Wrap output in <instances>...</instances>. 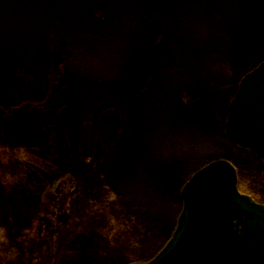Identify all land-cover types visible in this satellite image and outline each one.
<instances>
[{"label": "rangeland", "instance_id": "rangeland-1", "mask_svg": "<svg viewBox=\"0 0 264 264\" xmlns=\"http://www.w3.org/2000/svg\"><path fill=\"white\" fill-rule=\"evenodd\" d=\"M142 3L0 0V44L20 48L27 58L39 35L46 48L63 46L65 89L60 98H67L77 127L83 125L89 132L84 140L87 150L94 153L93 159L82 161L80 173L42 193L38 177L25 174L26 152L14 148L13 136L3 130V143L8 145L0 144V264H59L63 256H68L69 264L147 263L165 248L176 229L177 193L185 175L235 156L232 162L239 178L246 181L244 171L250 161H241L246 153L227 142L224 122L242 78L257 60L250 54L233 65L228 57V33L210 17L234 18L240 0H176L178 23L161 38L163 28L149 32V37L141 27L139 15L146 8ZM260 11L264 14V7ZM259 39H254L256 47L264 43V38ZM165 41L168 58L159 54ZM261 52L256 56L264 58V46ZM148 66L151 83L157 68L161 80L153 84V91L136 86L139 93L128 99L127 85ZM45 82V76L33 80L47 91L37 101H60ZM142 108L150 109L151 119L137 129L143 124V113L136 110ZM8 115L1 117L6 124ZM39 121L43 124L44 118ZM111 122L115 127L109 138L104 127ZM41 127L43 142L48 130ZM19 130L30 148L38 143L31 138V130ZM129 145L167 170L172 182L150 170L153 163L147 165V157L146 162L131 157L127 171L116 173L122 153L130 152ZM30 148L26 150L39 151L42 146ZM259 165L253 164L257 179L264 175V166L257 171ZM28 182L35 184L34 195L24 200L21 191ZM81 244L83 250L77 252Z\"/></svg>", "mask_w": 264, "mask_h": 264}, {"label": "trees", "instance_id": "trees-1", "mask_svg": "<svg viewBox=\"0 0 264 264\" xmlns=\"http://www.w3.org/2000/svg\"><path fill=\"white\" fill-rule=\"evenodd\" d=\"M175 1L176 0H143L142 5H145L146 8H143L144 11L139 15V20L141 27L145 29L147 35H149V32L151 35L153 32L160 31L161 28H163V31L159 33V38H161L166 36L170 30L173 31V25L178 23V17L174 10L175 7H173ZM263 7L264 0H240L234 18H229L226 15L224 17H212L208 14L218 26L226 29L228 33V39L230 42L228 57L233 65L234 61L240 62L250 54L254 55L253 57L257 60L255 65L251 68H255L259 63L264 61L263 57L256 56L262 51L264 43L263 45L258 43V47H256L255 43L256 39L264 38V14L260 11ZM55 30H57L56 33H58L57 27ZM36 39V47L33 49V52L31 51L28 58L24 56L20 48L12 45H9L10 47H8V44H0V144H4L2 133L5 129L7 135L13 136L11 142L12 144L16 143L14 148L26 152L25 174L29 176V178L37 176L38 180H36V184L42 189V193H46L51 186L60 182L62 179L67 178L72 174L77 175L80 173L82 161L88 160V158L93 159L94 153L93 150H87V143L84 140V136L89 132L82 128L83 125L77 127L74 110L70 111L67 109L69 106L67 98H60V93L64 92L63 90L65 89L64 71H62L63 59L60 58L65 53L63 46L61 44H55L52 45L53 49L46 48L44 45L45 39L43 37L39 35ZM165 43L166 41L160 44L159 54L160 57L168 58L170 57V52L169 47ZM151 53H154L153 50H151ZM25 57L27 59H24ZM154 57L155 55H153V58ZM149 58L151 59V55ZM148 69L149 66L146 67L144 72L142 70L141 73L136 76L134 81L129 82V85H127L126 88L128 99L129 96H132L133 94L137 95L139 93V91L136 90V86L141 89L144 88L145 92L148 87L153 91V84L159 82V79L161 80L162 77L159 75L160 70L157 68V74L152 75L154 79L156 76L155 82L151 83L149 80L150 75H146ZM170 75L171 73L169 76ZM43 76L46 78L45 83L48 85V90H50V92H56L60 101L53 99V103H51L46 98L45 100H43V98L37 101L38 95L43 94L44 92L46 93L47 91L45 90V87H39V84L37 85L36 83H33V80L36 77L42 78ZM167 81L168 79L165 81L164 85ZM65 83L67 84V82ZM157 88L159 90V84ZM144 97L145 96H142L141 98ZM52 98H54V96ZM146 99L147 97H145V100ZM41 101L43 102L41 103ZM58 102L61 103L57 104ZM75 105H78V103L75 102ZM132 105L134 108L137 107L135 104ZM20 110H23L26 116L21 114ZM136 111L143 113V124L139 123L137 129L144 128L146 123H149V119H151V111L148 108H145V110L144 108L137 109ZM75 112L78 113V110ZM9 113H12V115L9 116ZM152 114H154V112ZM6 115L9 116L7 124L1 120V117L6 118ZM42 118H44L43 124L39 121ZM81 121L83 122L84 120L81 119ZM41 125L48 130L45 132L46 139H44L43 142H40L41 140L39 138L40 135H43L44 131ZM114 127L115 125H113V122L104 127L105 135L109 138L111 137V135L109 136V133ZM20 128L31 130V138H35L38 141V143L33 145V148H30V146L27 145L28 140L25 138L26 136L22 133V130H19ZM116 129L118 130L119 127ZM111 133H113V131ZM17 140H19L18 143L16 142ZM4 145L7 147L8 144ZM36 146H42V148L39 151L30 150L32 153L26 150L29 148L35 149ZM131 146L132 145H129L130 152L127 153L128 150H125L118 160V166L116 167L115 172L119 173V175H123V172L127 171L126 169L130 164L131 157L136 158L135 161L141 159L143 160L142 162H146V159L148 158L147 165L150 164V161H153L150 160L146 153L143 151L139 152ZM237 149L244 151L239 148ZM244 153H246L247 156L244 155L243 158L240 157V160L243 162L250 161V163H248L249 165H246V172L244 171V174L247 176L246 181L243 183L240 180V190L252 196L256 202L264 204V191L261 190L264 188L261 186L262 183L264 184V175L263 178L260 177V179H257L256 174H253V164H260L257 171H261L264 163L259 161L251 152L244 151ZM52 155H57L59 158L56 161L52 160L50 158ZM234 157L235 156L232 158ZM232 158H230V160L233 161ZM152 163L153 165L150 170L153 168L156 175H160L169 182H172L167 170L156 167L155 165L157 164L155 162ZM149 173L151 174V172ZM188 179V175H185L182 183L178 187L177 202L180 205V212L182 209L180 190ZM2 183L3 180L0 176L1 186ZM24 186L26 188L23 192L21 191V196L24 200H30L34 195L31 188H33L32 186H35V184L28 182L27 184L24 183L23 187ZM110 186L112 188L113 183L110 184ZM77 248L78 247H76L77 252L83 250V244H81L80 249ZM85 248L86 246L84 249ZM67 257L68 256H63L62 258L65 259L60 261L59 264H69L67 263Z\"/></svg>", "mask_w": 264, "mask_h": 264}, {"label": "water", "instance_id": "water-1", "mask_svg": "<svg viewBox=\"0 0 264 264\" xmlns=\"http://www.w3.org/2000/svg\"><path fill=\"white\" fill-rule=\"evenodd\" d=\"M225 131L230 143L264 161V63L242 79ZM180 196L183 209L173 237L143 264H264V205L240 193L232 163H210Z\"/></svg>", "mask_w": 264, "mask_h": 264}]
</instances>
